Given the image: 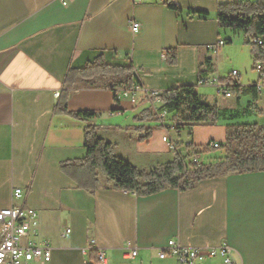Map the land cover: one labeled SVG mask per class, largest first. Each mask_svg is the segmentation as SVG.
<instances>
[{
  "label": "crops",
  "instance_id": "crops-1",
  "mask_svg": "<svg viewBox=\"0 0 264 264\" xmlns=\"http://www.w3.org/2000/svg\"><path fill=\"white\" fill-rule=\"evenodd\" d=\"M168 1L0 0V210L15 205L38 211L39 232L53 249L49 264H177L175 257L158 255L169 239L190 247L227 244L237 264H264V171L231 172L191 189L139 196L106 185L94 192L81 189L61 169V162L86 156L88 123L58 113L57 93L71 68L100 55L108 64L133 66L137 82L118 91L72 90L68 108L97 112L90 122L98 136L139 169L153 170L179 155L191 168L193 153L201 164L215 162L225 158V150L196 153L195 147L224 143L231 123L264 125V86L256 96L216 93L217 84L230 78V68L223 66L222 47L228 43L252 64V71L241 72V88L259 84L243 19L219 10L221 4L258 0H171L181 11ZM133 21L141 25L138 33ZM220 39L226 44L211 51L208 46ZM207 59L215 71L205 84L199 71ZM182 85H194L203 100L218 104L221 119L181 130L173 113L136 121L147 108L158 113L161 102L147 91ZM137 125L151 129V137L141 140L145 130L138 132ZM15 188H22L21 198H13ZM67 228L72 231L63 237ZM91 240L105 251L106 262L88 249ZM127 250L138 254L128 258Z\"/></svg>",
  "mask_w": 264,
  "mask_h": 264
},
{
  "label": "trees",
  "instance_id": "trees-1",
  "mask_svg": "<svg viewBox=\"0 0 264 264\" xmlns=\"http://www.w3.org/2000/svg\"><path fill=\"white\" fill-rule=\"evenodd\" d=\"M168 6L181 11L171 0ZM219 10L230 17H241V30L247 38V44L252 46L255 65L264 61V0L257 2H235L221 4ZM198 13L207 12L197 10ZM259 38L261 43L253 39ZM169 55L175 63L177 53L170 49ZM215 68L210 59L206 60V68L200 69L199 78L205 84ZM138 80V74L133 66L108 64L103 55L86 63L82 68H71L60 93L57 112L70 115L86 121L85 148L86 156L81 159L61 162V169L81 189L94 192L106 185L119 190L133 191L139 196L160 192L166 188L187 190L195 187L201 180L225 175L231 172L264 171V125L258 123H231L227 125V137L224 143L217 147L203 145L195 147L196 153H208L212 149L225 150L226 156L215 162L189 167L185 157L179 155L175 161L157 166L155 169L142 170L117 156L114 145L98 136L97 127L90 119L97 116L95 111L73 112L68 108V99L72 90L80 87L106 88L113 91L131 88ZM238 94H258L256 85L247 88L234 87ZM161 103L159 111L173 113L178 119L177 129L202 123H217L223 113L218 104H211L201 98L194 85H182L159 93ZM118 101L117 99H115ZM136 121H158L159 115L153 108H147L135 117ZM138 132L145 134L141 140L151 137L152 130L142 125L134 126ZM107 178L103 184L101 177Z\"/></svg>",
  "mask_w": 264,
  "mask_h": 264
},
{
  "label": "built area",
  "instance_id": "built-area-1",
  "mask_svg": "<svg viewBox=\"0 0 264 264\" xmlns=\"http://www.w3.org/2000/svg\"><path fill=\"white\" fill-rule=\"evenodd\" d=\"M63 2L67 4V0H63ZM131 29L134 33H138L141 29L140 23L133 21ZM253 41L262 42L259 38H255ZM225 44L226 39H220L217 44L208 47L211 51L217 52ZM255 68L259 76L257 88L261 90V87L264 86V61H258ZM199 82L204 83L203 80ZM236 86L241 87V72L238 69H232L229 80L223 84H217L216 93L231 97L233 88ZM137 88L139 86L135 85L134 89ZM147 93L157 102H161L158 91L151 90ZM57 95L59 96L60 92ZM158 114L163 119L168 112L158 110ZM211 145L217 147L219 143L214 142ZM192 162L195 166L201 164L195 153H193ZM22 196V188H15L13 198H21ZM38 226L39 214L34 208L12 205L0 210V264H49L52 260L53 249L50 241L40 236ZM71 231V228L64 230L63 237H67ZM88 249L94 251L99 262H106L105 251L98 248L94 240H91ZM126 254L130 258L136 256L138 251L127 250ZM158 255L160 258L175 257L177 264H237L233 257L232 248L227 244L190 247L182 245L178 240L169 239L165 246L160 249Z\"/></svg>",
  "mask_w": 264,
  "mask_h": 264
},
{
  "label": "rangeland",
  "instance_id": "rangeland-1",
  "mask_svg": "<svg viewBox=\"0 0 264 264\" xmlns=\"http://www.w3.org/2000/svg\"><path fill=\"white\" fill-rule=\"evenodd\" d=\"M243 32V31H242ZM244 34V33H243ZM223 53L225 58V63H223V66H228L230 68L229 73L232 71V69L235 67L240 72L243 71V69L248 68L250 71H252V64L250 65V59L248 58V55L243 52V50L238 47L237 45L229 44L222 47ZM248 70V71H249ZM262 121H264V118H261ZM223 149L217 148L212 149L211 152L214 153H221ZM190 166H195L193 162H190ZM41 237H44L40 234Z\"/></svg>",
  "mask_w": 264,
  "mask_h": 264
}]
</instances>
